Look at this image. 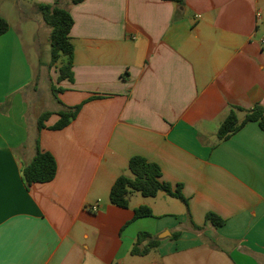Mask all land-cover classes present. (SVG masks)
I'll return each mask as SVG.
<instances>
[{"label":"crops","instance_id":"1","mask_svg":"<svg viewBox=\"0 0 264 264\" xmlns=\"http://www.w3.org/2000/svg\"><path fill=\"white\" fill-rule=\"evenodd\" d=\"M31 1L71 14L72 80H57L64 62L47 67L58 107L28 122L41 80L23 43L31 14L0 0V264H264V131L216 135L230 105L264 106V0ZM38 148L56 174L27 187ZM135 156L186 204L165 192L111 204ZM140 206L152 215L135 218ZM141 232L157 245L133 255Z\"/></svg>","mask_w":264,"mask_h":264},{"label":"trees","instance_id":"2","mask_svg":"<svg viewBox=\"0 0 264 264\" xmlns=\"http://www.w3.org/2000/svg\"><path fill=\"white\" fill-rule=\"evenodd\" d=\"M73 4L81 3L83 0H69ZM183 2L182 0H176ZM38 12L43 21L51 31L49 35V45L51 49L50 66H55L61 58L65 57L64 63L58 69V78L60 82L63 79L72 80L71 68L73 65V44L69 34L73 26L71 14L61 8L57 2L53 4H38ZM9 28L5 18L0 16V35L4 34ZM37 84V82L35 83ZM52 90L57 89L52 86ZM80 105L69 108L58 113L59 121L53 126L54 129L66 127L72 119L75 118ZM239 113H244L242 120L239 119ZM50 116V112H44L38 120V126L41 128L43 122ZM247 122H257L264 131V106L255 104L249 109L230 105L229 113L220 124L217 131L219 141L229 139L233 134L239 131ZM128 169L131 176L120 175L111 187L109 200L111 204L119 207H128V197L133 192H138L145 197H154L159 192H165L186 204L185 199L180 194L179 188L173 191L170 186L160 180L161 171L157 164L148 162L142 157L135 156L128 162ZM57 165L53 156L48 152H42L39 148L34 158L22 168L23 181L27 187L33 183H44L54 179ZM151 210L146 206H140L135 209V218L151 216ZM206 222L214 227H220L223 221L213 213L206 215ZM178 234H175L177 236ZM146 242V243H145ZM145 243V244H143ZM157 245V240L147 232L139 233L137 241L132 248L133 255H146Z\"/></svg>","mask_w":264,"mask_h":264},{"label":"rangeland","instance_id":"3","mask_svg":"<svg viewBox=\"0 0 264 264\" xmlns=\"http://www.w3.org/2000/svg\"><path fill=\"white\" fill-rule=\"evenodd\" d=\"M3 1H5V3H8L5 6L8 7L7 5H9V3L15 0ZM17 1L19 3L22 13L25 16H29V13L31 14L30 20H27V26L29 27V36L24 37L23 35V43L25 46L27 59L30 61L31 66L41 73L40 85L36 94V110L33 111V104H31V111L28 114V122H31V124H33V121H36V118L38 117L40 112H42L43 110H54L58 107V100H56V92L50 89L49 80L46 74V69L47 67H50L51 62V49L48 43L51 29L47 24H45L39 12L33 13V3L31 0ZM65 59L66 58L63 57L60 61L64 62ZM56 71V68H54L53 71L50 72L52 77L53 75H55L54 73ZM53 84L55 87V81ZM35 112H37L36 117ZM239 119L241 120V116H239ZM126 176H131V174L127 173Z\"/></svg>","mask_w":264,"mask_h":264}]
</instances>
